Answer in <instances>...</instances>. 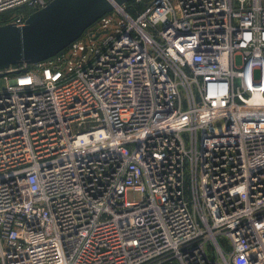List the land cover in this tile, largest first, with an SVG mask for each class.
Masks as SVG:
<instances>
[{
    "label": "built area",
    "instance_id": "1",
    "mask_svg": "<svg viewBox=\"0 0 264 264\" xmlns=\"http://www.w3.org/2000/svg\"><path fill=\"white\" fill-rule=\"evenodd\" d=\"M0 75V264H264V0L114 3Z\"/></svg>",
    "mask_w": 264,
    "mask_h": 264
},
{
    "label": "water",
    "instance_id": "2",
    "mask_svg": "<svg viewBox=\"0 0 264 264\" xmlns=\"http://www.w3.org/2000/svg\"><path fill=\"white\" fill-rule=\"evenodd\" d=\"M133 0H53L23 26L0 25V71L57 56L106 14ZM3 75H0V78Z\"/></svg>",
    "mask_w": 264,
    "mask_h": 264
},
{
    "label": "rangeland",
    "instance_id": "3",
    "mask_svg": "<svg viewBox=\"0 0 264 264\" xmlns=\"http://www.w3.org/2000/svg\"><path fill=\"white\" fill-rule=\"evenodd\" d=\"M8 82L3 78H0V92L5 91L7 89Z\"/></svg>",
    "mask_w": 264,
    "mask_h": 264
},
{
    "label": "trees",
    "instance_id": "4",
    "mask_svg": "<svg viewBox=\"0 0 264 264\" xmlns=\"http://www.w3.org/2000/svg\"><path fill=\"white\" fill-rule=\"evenodd\" d=\"M10 14L0 15V25L6 24L8 22Z\"/></svg>",
    "mask_w": 264,
    "mask_h": 264
}]
</instances>
